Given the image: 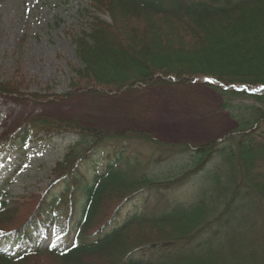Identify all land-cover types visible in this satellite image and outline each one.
<instances>
[{
  "label": "trees",
  "instance_id": "trees-1",
  "mask_svg": "<svg viewBox=\"0 0 264 264\" xmlns=\"http://www.w3.org/2000/svg\"><path fill=\"white\" fill-rule=\"evenodd\" d=\"M89 3L97 12L105 10L110 21L90 14L89 30L74 37L78 82L67 92L50 93L30 90L23 78L2 79L0 95L57 103L83 91L140 92L206 77L222 95L253 103H233L245 110L231 138L184 144L189 167L181 166V154L155 156L135 146V140L152 141L155 148L165 144L148 130L114 131L46 114L27 118L21 131L0 138V145L24 146L62 133L75 140L51 169L42 193L0 201V231L9 245L0 249V264H262V256L246 249L247 239L230 224L237 227L241 217L252 215L247 209L264 210V0ZM215 153L230 168L226 184L217 166L191 200L166 196L202 173ZM250 159L258 164L255 182L244 171ZM144 193L150 197L139 200ZM237 194L254 198V207L247 204L230 219L226 213ZM219 196L228 197L216 211ZM44 216L49 223H70L68 243L39 247L30 224ZM26 239L33 245H25Z\"/></svg>",
  "mask_w": 264,
  "mask_h": 264
},
{
  "label": "rangeland",
  "instance_id": "rangeland-1",
  "mask_svg": "<svg viewBox=\"0 0 264 264\" xmlns=\"http://www.w3.org/2000/svg\"><path fill=\"white\" fill-rule=\"evenodd\" d=\"M90 13L110 21L105 10H92L89 0H0V80L23 78L29 83L27 87L35 92L69 91L71 85L78 82L75 70L81 64L76 56L74 37L83 30H89L86 22ZM205 81H173L140 92L83 91L57 103L42 104L0 96V137L17 130L28 117L36 114L77 118L81 124L114 131H151L156 139L165 144H157L158 147L153 148L156 143L152 141L135 140V146L138 145L147 154L150 149L152 155L165 151V146L171 148V153L181 154L182 166L189 162L184 144L194 147L211 140L231 138L233 135L229 134L239 127V114L245 110L236 108L238 105L233 103H253L249 98L222 95ZM72 140L73 135L62 134L35 141L28 147L3 151L0 154V189L4 188L3 191H7L12 198L42 193L50 181L51 169L62 159ZM220 156L215 153L204 170L211 172L219 166L223 169L221 179L224 181L221 184H226L229 180L226 173L230 168ZM255 165L250 159L244 170L254 182L257 178L254 169L258 164ZM150 171L154 172V169ZM176 172L179 171L176 169L174 174ZM203 178L201 174L194 175L185 184L172 188L166 196L191 200L205 186ZM219 188L222 191L226 189L224 186ZM231 194L232 189L228 196ZM242 194L245 195V190ZM242 194H237V198L229 203L226 215L230 219L245 211L247 204L254 207L255 199ZM215 196L216 192L212 198ZM147 197H150L149 193L138 199ZM220 197L216 202L220 203L215 207L216 211L224 208L225 204L222 206L221 203L227 198L220 201ZM130 208L128 206L127 210ZM247 212L252 215L241 217L237 227L235 224L230 226L247 239L245 243L249 244L246 249L261 255L264 264V210L247 209Z\"/></svg>",
  "mask_w": 264,
  "mask_h": 264
}]
</instances>
